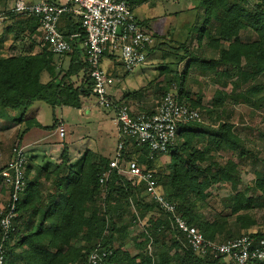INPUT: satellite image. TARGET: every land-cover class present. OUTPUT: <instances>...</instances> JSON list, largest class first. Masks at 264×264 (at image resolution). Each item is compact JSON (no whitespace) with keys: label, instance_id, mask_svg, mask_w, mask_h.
Returning a JSON list of instances; mask_svg holds the SVG:
<instances>
[{"label":"trees","instance_id":"16d2710c","mask_svg":"<svg viewBox=\"0 0 264 264\" xmlns=\"http://www.w3.org/2000/svg\"><path fill=\"white\" fill-rule=\"evenodd\" d=\"M200 9L204 10L202 25L195 26L192 37L185 40L187 44L196 41L195 49L186 43L173 47L180 57L169 66L159 67L161 77L171 78L155 84V96L162 99L171 94L178 104L218 120L227 117L232 107L262 105L264 0H198L196 10ZM5 15L2 34L6 38L0 43V122L11 119L19 126L11 162L29 131L57 126V120L53 127L40 125L32 114L37 104L80 110L81 99H89L93 91L88 66L80 60L75 44L71 54L54 55L47 45H37L34 40L40 26L37 18L16 16L11 11ZM65 17L72 22V29L64 31L59 24V31L67 39L79 34L81 44L85 40L81 23L75 25L72 15ZM157 50L159 46L154 43L147 54ZM183 62L186 66L180 73L177 68ZM192 68L196 70L192 76H199L194 83L199 84L198 79L207 75L214 76L213 82L223 88L229 84L231 91L216 90L210 109H206L201 92L193 93L189 85ZM80 74L83 82L76 86L74 78ZM44 76L47 82L42 80ZM148 87L126 94L113 101L114 105L121 106L122 100L128 105L130 100L142 98ZM155 114L156 110H147L144 116ZM200 122L180 127L165 154L151 152L150 147L138 146L129 139L132 145L126 146L124 158L153 175L159 194L175 205L178 215L198 229L207 242L226 243L249 237L256 247L264 239V226L258 225L254 216L262 212L264 221V169L254 172L253 183L240 190V165L219 154L228 151L239 159H253V166L258 158L250 155L229 122L217 128ZM260 136L264 138V127ZM114 158L87 150L77 163H72L64 148L60 165L43 175L38 170L31 177L34 168L27 165L24 192L5 245V264H85L98 245L100 255H106L104 264H223L222 257L202 256L188 246L175 219L156 203L144 183L114 170L102 186L100 178L111 170ZM6 166L0 168V175ZM1 180V189H7ZM220 184L230 186L231 195L226 199L212 194L211 190ZM8 205V198L0 201V224ZM137 225L143 227L132 236L130 230ZM250 264L264 262L254 260Z\"/></svg>","mask_w":264,"mask_h":264},{"label":"built area","instance_id":"2783aa9c","mask_svg":"<svg viewBox=\"0 0 264 264\" xmlns=\"http://www.w3.org/2000/svg\"><path fill=\"white\" fill-rule=\"evenodd\" d=\"M11 13L16 16L35 17L39 20L40 43L47 45L54 55H68L74 50V41L79 34L67 39L60 31L59 24L64 15H72L80 20L85 33V40L79 45L84 62L88 66L92 81L93 96L96 106L104 110H114V124L118 131V142L111 170L100 178V184L106 185L111 171L129 175L144 183L156 203L167 214L175 219L180 232L185 236L188 246L196 253L217 255L222 257L223 264H250L252 261L264 262V239L253 247L249 237H241L226 243L207 242L195 227L189 226L176 211V206L168 202L157 191V183L150 172L142 170L136 162H128L124 156L129 139L138 146H148L151 152L167 153L176 140L179 128L193 122H200L202 116L198 111L178 104L171 94L161 99L152 117L144 115L136 117L126 106L114 105L108 89L114 79L101 70L103 59L108 56L117 57L128 72L147 64V49L154 44L153 35L136 21L130 0H47L40 4H31L26 0H17ZM6 18L0 12V23ZM71 41V42H70ZM57 132L61 138L66 135L63 126L58 125ZM26 154L17 151L14 159L8 163L1 173L3 185L8 190V210L0 224V264L6 263L5 245L9 240L12 221L16 217V206L21 200L25 188ZM152 247H149L151 251ZM98 245L87 258L85 264H104V255H100ZM228 262H226V261Z\"/></svg>","mask_w":264,"mask_h":264},{"label":"rangeland","instance_id":"374dc122","mask_svg":"<svg viewBox=\"0 0 264 264\" xmlns=\"http://www.w3.org/2000/svg\"><path fill=\"white\" fill-rule=\"evenodd\" d=\"M12 1L13 0H11V4ZM130 2L132 3L133 0H130ZM146 2L148 3L143 9L134 7L133 12L140 22H144V29L148 30L153 35L155 46L158 45L159 50L155 51V53L148 54L147 64L130 73L123 67L118 58L113 60V65L110 61H105L101 65V70L105 75L110 76V73L115 74L117 82L115 80V84L113 85L120 93L122 91L131 93L142 87H148L150 83H154L153 86L148 87V91L141 99V105H134L133 112L139 111V108H147L153 111L157 109L161 96H155V84L162 83L165 78H171L169 75L161 77L159 67L169 66L172 61H176V58L179 59L180 55L178 51L172 50L173 47H177L178 45L181 46V44L184 43L187 44L185 40H187V37H192L193 28L197 25L196 23L203 19V15L201 16L199 11L196 10L198 0H146ZM3 31V23H0V43L6 38L2 34ZM251 39L254 40L255 36ZM193 45L195 49L196 42H190L187 44V47H191L192 49ZM20 47L21 46H19V48ZM173 52H176L177 55L172 57V55H174ZM185 66L186 62H183L178 65V68L175 66L169 68L175 70L177 68V70L182 73ZM190 71L189 77L191 81L189 85L193 93H197L198 91L201 92L203 96L202 102L206 109H210L211 100L216 90L220 89L228 93L231 91V86L229 84L227 87L223 88V86L213 82L211 79L214 78V76L207 75L206 77H202L198 79L201 82L196 84L194 80L199 76H192L195 73L194 68ZM42 80L47 82V76H44ZM261 82L264 83V77L261 78ZM108 91L110 93L113 89L109 88ZM88 103L96 105L95 97L89 99ZM36 106L40 107L45 116L48 115L49 119H45L46 125L48 126L52 125L53 113L56 114L57 117L61 115L59 107L52 109L50 106L43 103L37 104ZM260 106L242 105L232 107L228 110V119H226L227 117H223L220 118V120L216 119L214 115L208 116L206 113H203L200 122L204 126H210L212 128H217L219 124L229 122L235 127V134L246 143L248 150L251 151L250 155H253L254 159L258 158V163L253 166V159H239L236 154L228 151L219 154L222 159H231L240 165L242 180L240 190H243L246 186L253 183L255 180L254 172H261L264 169V164L262 162L264 158V138L260 136L264 127L262 123V119L264 120V103ZM92 110V114L89 115L87 119L79 117L76 109H65L64 117L69 118L70 114L73 120V132L65 139L57 137V140L59 142H66L69 146H73L74 149H77L76 153H78L79 150L82 151L84 148H88L93 151L98 150L99 154L105 158H111L115 155L118 141V134L112 122L113 110H104L97 106H94ZM16 116L19 115L16 114ZM18 131L19 126L11 122V119L0 124V168L6 166L11 159L13 145L16 141ZM82 134H84V140L79 139V136ZM168 162L170 164L172 162L170 157H168ZM211 191L214 196L220 199H226L231 195L230 186L227 184H220ZM254 216L258 225L264 226L262 212H255ZM141 227H143V225H137L135 228H132L130 230L131 235L133 236L135 232L140 231ZM131 246L130 244L128 247ZM135 253L136 252H134V254Z\"/></svg>","mask_w":264,"mask_h":264},{"label":"crops","instance_id":"0c3cea01","mask_svg":"<svg viewBox=\"0 0 264 264\" xmlns=\"http://www.w3.org/2000/svg\"><path fill=\"white\" fill-rule=\"evenodd\" d=\"M16 1L17 0H13L12 1V4H11V0H1L0 1V12H5L6 13L8 11H11V9L14 7ZM26 1L28 3H31V4H40V3L44 2V1H47V0H26ZM147 3L148 2H146V0H133V2L131 3L132 11H133V8L134 7L135 8L136 7H140L141 9H143L144 6ZM197 11H199V14L200 15H203L204 14V10H202V9L197 10ZM133 15H134V12H133ZM73 17H74L73 18V21L75 22L74 23L75 25L77 23H80V20L77 17H75V16H73ZM134 17H135V15H134ZM135 19H136V21L139 24L144 23V22H140L136 17H135ZM200 21L196 25L198 28L200 27V25H202V21L201 22ZM1 23H3V25H4V21L1 22ZM71 23L72 22L65 17V18L61 19L60 27L64 31L69 30V29H72V24ZM143 26H141V27H143ZM39 38H40V33L38 32V36H35L34 37V40H35V42H36L37 45L40 44V39ZM74 43H75V45L77 47V51L79 52L80 60L83 62L84 59H83L82 53L80 51V47H79L80 42H79V39H78V41H74ZM37 48L38 47H36V50H37ZM192 49H194V45L192 46ZM105 61H107V62L110 61V63L113 65V60L110 57H107L106 56L103 59L102 63L105 62ZM119 61H120V59H119ZM66 62L68 63V59L66 60ZM109 77H111L112 79H114V81L116 80V82H117V79H116V76H115L114 73H112V74L110 73V76ZM74 82H75L76 86H80V84L83 82V74H80L78 77L74 78ZM113 87H114V85H112L110 87V88L113 89L112 92L109 93V91H108L109 97H110V99L112 101H119L124 96H126V94H128V93H125L123 91L120 93V92H118V89L116 87H114V88ZM136 91H138V90H136ZM136 91H134V92H136ZM134 92H131V93H134ZM92 97H94V96H92ZM92 97H90L89 99H91ZM142 98L139 97L137 99L130 100L128 102V105L125 103L124 100H122V103L120 105H123V106L128 107L131 110V113H132L133 116H137L138 117V116H141V115H145L147 113V110H149L147 108H139L138 109L139 111L133 112L134 111L133 110L134 109V105H141V101H142L141 99ZM89 99L82 98L81 99V101H82V108L80 110H77L76 109L77 112H78V116L81 117V118L84 117V118H87L88 119L89 118L88 116L91 115L92 112H93L92 108L94 106H96V105H93L91 103H88ZM211 102H212V100H211ZM59 108H60V111H61V115L59 117H57L56 114L53 113V116H52L53 122H52V125L51 126L46 125L47 124L46 123V120L49 119V117H48V115L45 116L44 112H42V110L40 109V107H37V109L35 111H32V114L34 116H36L37 121L40 123V125H42L43 128L44 127H48V128L49 127H53L55 125V120H57V126L54 129H52V130L32 129L31 131H29L23 137V141H22L21 149L20 150H23L24 153L26 154V157H27V165H31L34 168L33 171H32V173H31V177H34L38 173V170H41V175H43L45 173V171H51L56 166L60 165V163H61V157H62L64 148H67L68 149L70 161L72 163H77L79 161V159L83 156V154L87 150H89L88 148H84L82 151L79 150V152L76 153L77 152V149H74L73 146H69V145L66 144V142H59L57 140V137L60 138V139H65L68 135H70V133L73 132V126H74V124L72 122L73 120L71 119V115L70 114H69V118L64 117V110L65 109H74V108H70V107H59ZM112 115H113L112 116V122H113V125H114V127L116 128V131H117V127L114 124V117H115L114 110H113V114ZM1 123H4V122L1 121L0 124ZM58 125L63 126L65 128V130H66V135H65L64 138H61L59 136L58 132H57ZM117 134H118V131H117ZM79 137H80L79 139L84 140V134L80 135ZM116 147H117V144H116ZM89 151H93V150H89ZM93 152L99 153L98 150L97 151H93ZM115 154H116V151H115ZM113 156H115V155H113ZM25 171H26V167H25ZM0 189H1V187H0ZM7 198H8L7 189H5V188H3V190L1 189V192H0V201H1V203L5 202L7 200Z\"/></svg>","mask_w":264,"mask_h":264}]
</instances>
